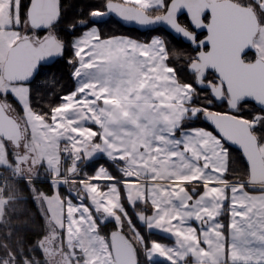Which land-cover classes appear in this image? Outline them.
<instances>
[{"label": "snow or ice", "instance_id": "6c2138e0", "mask_svg": "<svg viewBox=\"0 0 264 264\" xmlns=\"http://www.w3.org/2000/svg\"><path fill=\"white\" fill-rule=\"evenodd\" d=\"M5 2L0 52L14 50L26 67L0 101L31 112L75 161L53 185L57 196L64 183L79 189L60 197V231L75 241L70 264H264V187L250 188L264 185V0H102L68 23L71 41L58 31L62 0ZM105 17L175 33L195 55L169 49L162 35H105ZM65 55L76 87L36 112L27 85L42 62ZM217 101L228 111L212 110ZM201 121L213 130L194 126ZM232 151L247 161V181H227ZM82 160L94 171L81 173ZM157 231L172 243L150 239Z\"/></svg>", "mask_w": 264, "mask_h": 264}, {"label": "trees", "instance_id": "16d2710c", "mask_svg": "<svg viewBox=\"0 0 264 264\" xmlns=\"http://www.w3.org/2000/svg\"><path fill=\"white\" fill-rule=\"evenodd\" d=\"M102 0H62L64 18L63 23L58 26L60 36L66 41H70L72 36L66 32L68 23L78 19V13L83 11L87 15L90 7L99 6ZM100 30L105 35L127 34L137 38L147 39L152 33H159L168 41L169 49H178L187 55H192L194 52L190 45L181 40L174 38L172 35H167L165 31H146L140 32L133 28H127L121 23L115 22L114 18H109L99 25ZM81 30H78L75 35H79ZM252 55V54H250ZM65 60L57 59L54 63L47 66H42L37 75L31 82V97L32 108L36 112L44 111L49 105H55L59 102V97L75 88V80L72 77L73 69ZM176 69L182 80L190 79V75L184 67V60L173 59L170 62ZM53 77L56 83H52ZM19 110V104L12 102ZM212 109L215 111H226V104L214 103ZM196 124L203 125L212 129L211 126L204 122ZM213 130V129H212ZM228 174L227 180H247L248 169L243 160L242 155L238 151H232L228 156ZM10 172L9 168H6ZM92 170V169H91ZM82 171V170H81ZM88 171H82L85 173ZM47 172L40 173L37 176H46ZM27 175V174H26ZM33 186L44 193L51 194L52 186L48 179L32 178ZM73 186V185H71ZM62 186L61 192L66 196V188ZM8 198H14L16 204H11L10 200L4 206L0 220V264L7 260L12 264H33V256L39 261H43V254L40 249L34 247L38 240L45 234L46 227L44 219L33 199L32 193L24 178H10L6 183L5 194ZM11 204V205H10ZM113 228L111 224L104 227L103 232L108 234V231ZM127 231V230H126ZM150 239L170 242V239L153 232ZM8 262V261H7ZM152 264H161L160 259H154Z\"/></svg>", "mask_w": 264, "mask_h": 264}, {"label": "rangeland", "instance_id": "374dc122", "mask_svg": "<svg viewBox=\"0 0 264 264\" xmlns=\"http://www.w3.org/2000/svg\"><path fill=\"white\" fill-rule=\"evenodd\" d=\"M72 39L73 37L71 40ZM7 51L8 50L5 49L0 52V89L7 88L9 86V82L5 81L1 76L2 63ZM192 55H195V53ZM12 87L16 88L18 94L23 95L19 84L13 83ZM27 87L31 88V85H27ZM6 105L10 107L12 112L22 123L24 128V137L18 147H13L9 141L3 140L0 137V165L5 169L9 168L15 175H20L21 178L26 179L27 185L44 219L46 227L45 234L34 245V247L40 249L44 259L43 261H39L33 256V264H70L72 248L75 247V241L72 240L66 233H61L60 231V197H65L63 196L65 194H62L60 190L59 196H57V189L53 187L54 184L60 182L64 177H67L75 165V162L70 167H66V165L64 166L62 164L61 153L65 150L64 148H69V146H65L63 144L57 146L55 138L51 134L47 137L42 134L39 131V122L35 119L31 112H26L21 106V110H19L12 102L11 106L8 104ZM79 170L81 173L82 171H88L90 173L94 171L90 165H86V161L84 160L80 162ZM45 172H47V175L50 173L52 177L49 179L53 189L51 194L38 190L32 183V178L40 177L37 175ZM57 172L63 173L64 176H57ZM63 186L66 188V195L69 191H79V189L72 183H64ZM258 187H264V185H260ZM9 200L10 202L12 201V205L16 204L13 201L14 198L10 199L5 195L0 196V211H3L4 206L9 203ZM129 211L131 212V208H129ZM66 226L67 225H65V227ZM104 234L108 235L106 233ZM152 240L155 239L153 238ZM158 242L169 244L166 241L159 240ZM7 261L4 264H12L9 260ZM72 264H74V261Z\"/></svg>", "mask_w": 264, "mask_h": 264}, {"label": "water", "instance_id": "95a60500", "mask_svg": "<svg viewBox=\"0 0 264 264\" xmlns=\"http://www.w3.org/2000/svg\"><path fill=\"white\" fill-rule=\"evenodd\" d=\"M182 16L183 15H181L180 17H182ZM109 18H111V17H105L104 20L106 21ZM112 18H114V17H112ZM121 24L127 28H133V29H136L140 32H146V31L150 30L148 28H140L138 25H135V24H123L122 22H121ZM154 27L155 28H161L162 26L161 25H155ZM171 35L174 38L181 40L184 43L190 45L188 42H186L184 40L183 37L178 36L175 33H172ZM204 35H206V32L200 36V39H203ZM190 46H191V48H193L192 45H190ZM57 59L58 58H52V59H49L47 62H42V66L51 65ZM25 67H26V64H21V63L17 62L15 51L14 50L13 51L8 50L6 53V56L4 58V61L2 63L1 76L7 82L17 81L24 74ZM216 103H220V102L217 101ZM226 111H228L227 105H226ZM226 111H223V112H226ZM0 137L3 140L9 141L13 147H18L21 144V141L24 137V128H23L22 123L19 121L18 117L15 114L10 113L8 106L5 103H3V101H0ZM245 163L247 164V161H245ZM247 180H248V177H247ZM258 186H260V184H254V185H250V188H257ZM112 230H113V228H111L108 231V235L112 232ZM115 243H116L118 249L124 246L123 241L119 238V236H117L115 238Z\"/></svg>", "mask_w": 264, "mask_h": 264}, {"label": "built area", "instance_id": "2783aa9c", "mask_svg": "<svg viewBox=\"0 0 264 264\" xmlns=\"http://www.w3.org/2000/svg\"><path fill=\"white\" fill-rule=\"evenodd\" d=\"M65 150L62 151L61 153V160H62V164L66 167H70L73 165V163L75 162L72 155L70 154L71 149L69 148H64ZM20 178L21 176L15 175L12 172H8L4 167H2L0 165V196H4L5 194V189H6V183L8 181V179L10 178ZM41 178H45V179H51V174L49 173L47 176H43Z\"/></svg>", "mask_w": 264, "mask_h": 264}, {"label": "crops", "instance_id": "0c3cea01", "mask_svg": "<svg viewBox=\"0 0 264 264\" xmlns=\"http://www.w3.org/2000/svg\"><path fill=\"white\" fill-rule=\"evenodd\" d=\"M4 8H6V2L4 3V4H0V11H2ZM4 14V16L6 17V15H7V13L6 12H4L3 13ZM23 32H24V29L23 28H21V35H23ZM81 34V33H80ZM79 34V35H80ZM78 35V36H79ZM115 35H125V36H131V35H127V34H115ZM155 35H161V34H159V33H152V34H150L149 35V37L147 38V39H144V38H137V37H134V36H131V37H133V38H135V39H138V40H141V41H147V40H150L153 36H155ZM75 87H76V82H75ZM194 126H197V127H206V126H203V125H199V124H195ZM208 130H212V129H209L208 128ZM70 147V146H69ZM228 182H234V181H229V180H227ZM259 188H261V187H258V188H256V189H259ZM252 195L253 196H258L259 195V192L257 191V192H253L252 193ZM2 210L0 211V215L2 216ZM224 219V221H225V223H227V217H224L223 218ZM0 220H1V217H0ZM156 233H159L158 231L156 232ZM159 234H161V233H159ZM161 235H163V236H165V237H167L166 235H164V234H161ZM168 238V237H167ZM169 244L170 243H172V241L170 240V242H168ZM252 247H257V245H252ZM4 264V263H3Z\"/></svg>", "mask_w": 264, "mask_h": 264}, {"label": "flooded vegetation", "instance_id": "af4514ba", "mask_svg": "<svg viewBox=\"0 0 264 264\" xmlns=\"http://www.w3.org/2000/svg\"><path fill=\"white\" fill-rule=\"evenodd\" d=\"M180 20H181V22H184L185 18L182 16V17H180ZM200 36H201V35H200ZM8 109L10 110V113L13 114L12 110L10 109V107H8Z\"/></svg>", "mask_w": 264, "mask_h": 264}]
</instances>
